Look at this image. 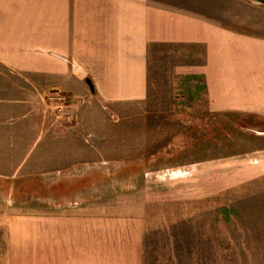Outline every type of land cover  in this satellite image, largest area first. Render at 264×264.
<instances>
[{
	"label": "crops",
	"instance_id": "1",
	"mask_svg": "<svg viewBox=\"0 0 264 264\" xmlns=\"http://www.w3.org/2000/svg\"><path fill=\"white\" fill-rule=\"evenodd\" d=\"M181 2L0 0V60L45 74L50 90L74 101L66 118L83 123L50 125L46 205L0 216V264H146L148 241L166 246L154 264H231L232 223L264 230V36ZM157 44L201 46L203 62L178 71L203 79L209 110L258 117L256 168L238 179L256 189L234 192L237 206L225 203L234 184L215 174L214 159L200 172L199 161L164 160V149L106 157L108 143H121L109 133L135 128L93 121L148 101Z\"/></svg>",
	"mask_w": 264,
	"mask_h": 264
},
{
	"label": "rangeland",
	"instance_id": "2",
	"mask_svg": "<svg viewBox=\"0 0 264 264\" xmlns=\"http://www.w3.org/2000/svg\"><path fill=\"white\" fill-rule=\"evenodd\" d=\"M181 1L184 6L197 9L226 27L264 36V3L256 0ZM203 58L201 46L154 45L150 51L148 101L130 108L125 118L109 115L96 119L93 124L135 128L133 133H109L117 135L116 140L121 143L117 147L108 143L110 147L104 150L106 157L135 158L144 154L147 159L145 147L150 155L164 149V160L199 161L200 172L207 168L204 160L214 159L216 175L229 173L234 184L230 189L232 195L240 189L254 190L256 186L239 185L238 179L256 168L248 162L258 158L254 150L258 117L209 110L203 79L178 71L180 67L202 63ZM73 103L66 93L49 89L45 74L38 76L31 70L11 69L0 60V216L9 217L17 211L46 205L47 132L50 125L81 123L66 118ZM149 126L151 133L146 132ZM225 203L237 206L240 200L233 195ZM250 220L254 222V218ZM237 222L238 226L232 223L230 263L264 264V230H243L241 221ZM7 238L8 228L2 226L0 256L6 253ZM153 242L148 241L146 247V264H154L156 254L166 250L165 245Z\"/></svg>",
	"mask_w": 264,
	"mask_h": 264
},
{
	"label": "flooded vegetation",
	"instance_id": "3",
	"mask_svg": "<svg viewBox=\"0 0 264 264\" xmlns=\"http://www.w3.org/2000/svg\"><path fill=\"white\" fill-rule=\"evenodd\" d=\"M258 1V0H257ZM260 1H262L261 3H264V0H260Z\"/></svg>",
	"mask_w": 264,
	"mask_h": 264
},
{
	"label": "water",
	"instance_id": "4",
	"mask_svg": "<svg viewBox=\"0 0 264 264\" xmlns=\"http://www.w3.org/2000/svg\"><path fill=\"white\" fill-rule=\"evenodd\" d=\"M259 2H262V1H260V0H258Z\"/></svg>",
	"mask_w": 264,
	"mask_h": 264
}]
</instances>
